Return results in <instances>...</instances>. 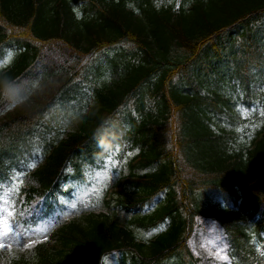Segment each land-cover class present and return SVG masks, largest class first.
<instances>
[{"label":"trees","instance_id":"16d2710c","mask_svg":"<svg viewBox=\"0 0 264 264\" xmlns=\"http://www.w3.org/2000/svg\"><path fill=\"white\" fill-rule=\"evenodd\" d=\"M127 1L0 0V50L12 44L18 47L12 65L0 70V113L11 105L17 88L28 89L54 70L50 67L61 47L68 52L69 60L79 63L78 70L71 67L58 87L43 86L33 104L26 102L20 110L0 115V166L16 155L13 150L25 137L55 128L50 119L56 117L58 107L63 105L67 111L72 107L69 100L83 89V84L73 79L77 73L90 68L101 80L110 66L105 61L84 68L87 56L113 43L128 41L134 49L130 56L123 50L117 66L130 69L129 73L113 85L93 84V103L84 112H77L81 117L77 130L60 139L37 172L43 187L51 183L67 160L77 163L78 157L92 159V152L106 137L99 132L105 120L115 111H126L131 102L137 117L133 119V135L141 152L143 149V165L157 157L163 165L131 183V189L137 186L138 191L118 193L116 206H131L146 193L179 180L188 182L190 190L193 185L199 188L197 195H189L193 200L191 207L186 206L190 215L203 207L206 185H222L232 196H238L239 187L245 207L261 200L264 137L250 150L243 149V144L236 148V134L226 132L209 112L213 107L221 110L228 102L216 91L207 96L201 91L215 90L211 83H217L228 70L241 79L252 77L251 67L263 59L264 53V0H182L177 8L164 4L157 9L150 4L143 9L147 10L145 17L129 9ZM191 1V7L185 9L184 4ZM77 4L82 13L76 9ZM159 18L169 26L161 30L152 26ZM139 53L141 63L131 65L128 59ZM175 70L179 71L176 79ZM45 108L49 113L41 116ZM172 109L178 112L176 130ZM174 132L183 154L181 164L173 161L172 151L166 146ZM177 207L175 203L174 209ZM170 211L164 207L158 217ZM215 211L213 214L228 224L237 245L247 242L236 214ZM175 221L150 244H142L135 241L130 230L119 226L115 215L90 214L67 225L58 242L78 249L77 256L84 259L96 257L109 246H154L149 255L153 258L181 239L183 217Z\"/></svg>","mask_w":264,"mask_h":264},{"label":"rangeland","instance_id":"374dc122","mask_svg":"<svg viewBox=\"0 0 264 264\" xmlns=\"http://www.w3.org/2000/svg\"><path fill=\"white\" fill-rule=\"evenodd\" d=\"M151 25L156 26L158 30L164 29L165 26H169V24L164 18H159L156 22H153ZM160 38L162 39L161 41H163L162 34L160 35ZM157 53L160 54L159 51H157ZM7 59L8 58L4 59L3 62L5 63ZM237 107L239 114L241 112L243 114L246 112V110L243 109L244 107L240 105ZM252 110L255 112L257 109L256 107H254ZM259 110L260 112H262L261 109ZM110 136L112 137V139L110 141L105 142V147L103 149V161L102 163H100V167L96 168L93 171V176L91 177L89 184L86 188L87 191L95 192L96 196L98 197L101 196L102 193H104V189L106 186H108L110 183L112 184L119 177V175L123 170L126 160L130 158L135 152V150L122 151L125 139L122 138L121 134H119V139L114 138L112 133L110 134ZM22 177H23V173H22ZM13 190L14 189L12 187L8 189V196H10V193H12ZM9 200L11 201L10 197ZM9 200H5L3 202V207H2L3 211H8L10 209ZM66 210H67L66 211L67 215H71L79 211L77 208L70 206ZM55 222L56 220H53L52 223ZM47 230L48 229L46 228V226H44L41 232L44 231L43 233H46ZM151 233L152 232H147L148 236H150ZM197 236L198 237L195 240L194 248L201 255L210 256L213 259L212 262H206L205 264H221L220 262L223 257H220L218 256V254L216 255L212 252L215 246H217V250L219 249L220 246H224V243H220V239L222 237L220 230L213 223H209V225L206 228V232L201 234V232L199 231ZM200 237H202V239ZM198 240L201 242H199Z\"/></svg>","mask_w":264,"mask_h":264},{"label":"snow or ice","instance_id":"6c2138e0","mask_svg":"<svg viewBox=\"0 0 264 264\" xmlns=\"http://www.w3.org/2000/svg\"><path fill=\"white\" fill-rule=\"evenodd\" d=\"M226 258V257H225Z\"/></svg>","mask_w":264,"mask_h":264}]
</instances>
